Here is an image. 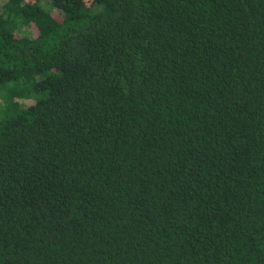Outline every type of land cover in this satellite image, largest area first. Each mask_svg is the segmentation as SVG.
<instances>
[{"label": "trees", "instance_id": "obj_1", "mask_svg": "<svg viewBox=\"0 0 264 264\" xmlns=\"http://www.w3.org/2000/svg\"><path fill=\"white\" fill-rule=\"evenodd\" d=\"M0 264H264V0H0Z\"/></svg>", "mask_w": 264, "mask_h": 264}, {"label": "rangeland", "instance_id": "obj_2", "mask_svg": "<svg viewBox=\"0 0 264 264\" xmlns=\"http://www.w3.org/2000/svg\"><path fill=\"white\" fill-rule=\"evenodd\" d=\"M30 28H31V30H29V32L31 33V34H35V29H33L31 26H29ZM26 29H28V28H26Z\"/></svg>", "mask_w": 264, "mask_h": 264}]
</instances>
